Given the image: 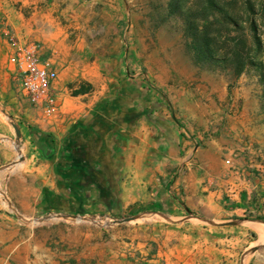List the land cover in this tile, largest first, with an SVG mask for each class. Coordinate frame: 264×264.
Here are the masks:
<instances>
[{
  "label": "crops",
  "instance_id": "0c3cea01",
  "mask_svg": "<svg viewBox=\"0 0 264 264\" xmlns=\"http://www.w3.org/2000/svg\"><path fill=\"white\" fill-rule=\"evenodd\" d=\"M99 1L0 0V107L9 113V103H17L14 94H4L11 78L15 81L11 35L39 41L43 56L55 61L60 104L53 117L26 108L34 114L16 119L20 137L5 111L0 114V185L6 180L5 197L17 210L0 194V264H264V226L250 222L253 228L186 221L108 229L32 221L55 213L106 215L153 205L176 220L190 209L222 221H264V136L248 137L245 120L230 123L236 131L230 137L204 141L190 136L179 120L173 138L143 121L131 123V103L109 98L107 75L118 77L119 88H131L125 86L121 51L105 38L108 26L90 16ZM82 80L93 88L73 94ZM151 96L145 99L154 104ZM18 149L23 160L10 166ZM223 155L233 158L232 169ZM249 231L258 235L255 241ZM256 245L262 247L244 259Z\"/></svg>",
  "mask_w": 264,
  "mask_h": 264
},
{
  "label": "rangeland",
  "instance_id": "374dc122",
  "mask_svg": "<svg viewBox=\"0 0 264 264\" xmlns=\"http://www.w3.org/2000/svg\"><path fill=\"white\" fill-rule=\"evenodd\" d=\"M205 1H99L102 5L99 9L90 11V16H94V20L100 26H108L109 33L105 38L107 42H110V46L121 51L120 64L126 67L131 75L127 73L125 77L127 81L125 86L131 88L125 89L126 91L119 88L116 75H107L112 79L108 92L111 93L109 98L112 102L122 100L125 103H131L127 110L134 118L131 122L134 125L143 121L149 129L152 126L153 131L165 132L170 138H173L175 132L178 131L176 119L186 126L190 136L199 135L203 141L207 137H216L220 134L230 137L236 132L230 129V123L240 120H245L247 124L248 137L251 135L264 136V7L261 9L264 0H250L255 4L251 11L246 6V0H220L223 3L222 6L229 11L240 26L245 28L248 35L250 34L248 26L250 18L255 20L257 39L253 40L249 35L247 37L248 46L244 47L243 53L247 57L250 56L257 64L249 65L241 74L222 66L199 63L195 58L191 45L192 38L186 32L183 12L187 14L189 10H197ZM103 6L105 7L102 8ZM218 12L216 9L214 13L209 11V14H205L208 15L206 19L209 24L208 29L216 38L218 51L216 49L215 56H222L231 51L234 38L241 32L243 35L244 29L237 30L234 24L229 27L219 23L218 20L221 17ZM198 23L203 24L202 21ZM102 35V32H99L97 37L101 39ZM105 62L107 68L112 66V62L116 63L115 58L112 62L108 59ZM10 67L12 74L13 65L10 64ZM128 77H131L132 85H129ZM79 85V88H86L87 91L93 88V85L85 80H82ZM77 89H73V94ZM4 94L6 98L14 94L17 103H9V113L5 111V108L0 107V114H3L4 110L9 120L16 125L19 124L16 122L17 118L26 121L33 116L34 113L26 111V108L32 109L33 107L23 96L19 81L11 78V86ZM146 94L148 96L152 94L150 99L154 104L146 101ZM0 98L3 97L0 96ZM134 101L137 103L134 104ZM15 142L20 148V141ZM156 148L154 145V149ZM227 158L229 157L222 156L225 165L232 169L234 164L228 165ZM17 160V163H20L23 159L18 157ZM5 181L3 185H0V191L4 193ZM144 213L151 215L162 213L172 219L174 216L169 211H164L161 206L153 205L151 208L128 209L126 212H113L106 215L89 213L96 217L98 223L86 221L83 217H78L77 221L64 219L49 221L57 223L64 220L78 226L108 229L112 226L125 227L146 223L171 224L165 216L154 215L139 221L101 225L102 222ZM189 214L200 218L215 219L207 212H194L190 209L183 214V217ZM189 222L211 226L200 219H192ZM249 235L251 241L258 238L254 231H249Z\"/></svg>",
  "mask_w": 264,
  "mask_h": 264
},
{
  "label": "trees",
  "instance_id": "16d2710c",
  "mask_svg": "<svg viewBox=\"0 0 264 264\" xmlns=\"http://www.w3.org/2000/svg\"><path fill=\"white\" fill-rule=\"evenodd\" d=\"M222 4L223 3L222 1L220 2V0H206L204 4H202V6H200V8H198L197 10H189L187 14L183 12L186 32L192 38L191 45L195 52V58L197 62L203 64H212L215 66H222L234 71L237 74H241L249 65L257 64L250 56L247 57L243 53L244 47L248 46L247 37L251 35V39H257V35L255 34V20L253 18H250L248 25L250 34L248 35L245 32V28L238 24L237 20L229 13V11L224 6H222ZM261 5V9H263L264 3H262ZM246 6L248 7L249 11H251L254 9L255 4L250 0H246ZM216 9L219 11L218 13L221 17L218 20L219 23L226 24L229 27L234 24L236 26L235 29L237 30L244 29L243 35L241 32L239 36L234 38V45L231 51L223 54L222 56H215V52L217 49L216 38L209 31V24L206 22L208 15L205 13L209 14V11L210 13H214ZM199 21H202L203 24H199ZM219 49L221 50L222 48ZM86 91V88H79L75 90L74 94L84 93ZM128 119L133 120L134 118L133 116H129Z\"/></svg>",
  "mask_w": 264,
  "mask_h": 264
},
{
  "label": "built area",
  "instance_id": "2783aa9c",
  "mask_svg": "<svg viewBox=\"0 0 264 264\" xmlns=\"http://www.w3.org/2000/svg\"><path fill=\"white\" fill-rule=\"evenodd\" d=\"M9 42V62L13 65V75L20 83L23 96L45 116L58 115L60 104L54 85L58 78L55 61L51 57L43 56L39 41H24L11 35ZM226 163L232 166L233 158H227ZM260 165L264 168L263 162Z\"/></svg>",
  "mask_w": 264,
  "mask_h": 264
},
{
  "label": "water",
  "instance_id": "95a60500",
  "mask_svg": "<svg viewBox=\"0 0 264 264\" xmlns=\"http://www.w3.org/2000/svg\"><path fill=\"white\" fill-rule=\"evenodd\" d=\"M13 126L15 127V129L17 131V134L20 137L21 136V131H20L18 125L13 123ZM18 151H19V159L23 158L19 149H18ZM17 161H15L12 164H10V166H13V165L17 164ZM0 194L4 197V200L9 204V206L12 208V210L17 213L16 208H14L12 206V204L9 202V200L5 197V193L0 191ZM154 215H163V216H165V218L168 221H171V222H186V221H191L192 219H200V220H204L206 223H209L211 225H225V224H236V225L237 224H244V225H249L248 224L249 222L264 223V221L259 220V219H249V218L240 219V218H237V219H232V220H229V221H222V220H215V219H207V218H204V217L200 218V217L194 216L192 214H189L188 216H185V217H183V218H181L179 220H176V219H172L169 216L164 215L162 213L152 214V215L148 214V213H144V214H141V215H139V214L138 215H131V216L123 217V218L113 219L111 221L102 222L101 225L102 226H108V225H113V224H116V223H126V222H132V221H139V220H142V219L153 217ZM78 217H83V219H85L86 221H92V222L98 223V221L96 220L95 216H92L90 214H81V213H78V214L77 213L76 214L55 213V214H52V215L47 216L45 218L32 219V221L33 222L34 221L35 222H45V221H49L51 219H64V220L77 221ZM261 247H262V245H256V246L250 248L244 254V259H246L248 256L253 254L255 251H257Z\"/></svg>",
  "mask_w": 264,
  "mask_h": 264
},
{
  "label": "bare ground",
  "instance_id": "6f19581e",
  "mask_svg": "<svg viewBox=\"0 0 264 264\" xmlns=\"http://www.w3.org/2000/svg\"><path fill=\"white\" fill-rule=\"evenodd\" d=\"M249 224L254 226H264L263 223H259V222H250Z\"/></svg>",
  "mask_w": 264,
  "mask_h": 264
}]
</instances>
